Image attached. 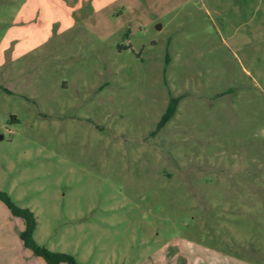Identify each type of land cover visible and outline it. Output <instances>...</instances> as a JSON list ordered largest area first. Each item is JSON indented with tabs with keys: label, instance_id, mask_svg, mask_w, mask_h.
<instances>
[{
	"label": "rangeland",
	"instance_id": "rangeland-1",
	"mask_svg": "<svg viewBox=\"0 0 264 264\" xmlns=\"http://www.w3.org/2000/svg\"><path fill=\"white\" fill-rule=\"evenodd\" d=\"M96 10L0 0V191L80 264H264V0Z\"/></svg>",
	"mask_w": 264,
	"mask_h": 264
},
{
	"label": "trees",
	"instance_id": "trees-1",
	"mask_svg": "<svg viewBox=\"0 0 264 264\" xmlns=\"http://www.w3.org/2000/svg\"><path fill=\"white\" fill-rule=\"evenodd\" d=\"M176 105L177 99L172 98L157 124V129L164 126V124L172 117L176 111ZM0 201L7 207L12 216L20 217L24 220V228L20 232L19 238L23 244L33 252V254L42 257L45 264H80L71 255L51 251L36 243L33 238L36 219L34 213L29 208L17 206L4 191H0Z\"/></svg>",
	"mask_w": 264,
	"mask_h": 264
},
{
	"label": "crops",
	"instance_id": "crops-1",
	"mask_svg": "<svg viewBox=\"0 0 264 264\" xmlns=\"http://www.w3.org/2000/svg\"><path fill=\"white\" fill-rule=\"evenodd\" d=\"M85 2H88L90 4V6L94 9V10H99L102 7H105L107 5V3L109 2V0H84ZM111 1V0H110ZM98 7V8H97ZM96 10V11H97Z\"/></svg>",
	"mask_w": 264,
	"mask_h": 264
},
{
	"label": "water",
	"instance_id": "water-1",
	"mask_svg": "<svg viewBox=\"0 0 264 264\" xmlns=\"http://www.w3.org/2000/svg\"><path fill=\"white\" fill-rule=\"evenodd\" d=\"M0 138H2V136L0 135Z\"/></svg>",
	"mask_w": 264,
	"mask_h": 264
}]
</instances>
